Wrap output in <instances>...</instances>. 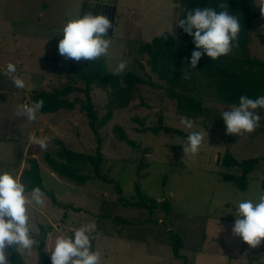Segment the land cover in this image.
I'll return each mask as SVG.
<instances>
[{"label":"rangeland","instance_id":"374dc122","mask_svg":"<svg viewBox=\"0 0 264 264\" xmlns=\"http://www.w3.org/2000/svg\"><path fill=\"white\" fill-rule=\"evenodd\" d=\"M4 1L0 2V21L5 15L10 26L4 23L0 28L14 30L20 36L19 51L12 52L7 63L16 66L13 75L21 78L25 86L15 87L11 78L0 73V172L19 177L30 158L38 159L45 188L54 192L63 206H55L48 196L43 205H28L32 237L39 236L41 227L51 226L60 234L70 236V231L94 223L95 251L101 255L100 264H183L173 256L172 233L183 239L182 254L189 264H264V241L252 248L232 234L238 203L254 200L258 191L264 190V164L251 176L245 191L221 181L218 166L219 158L227 149L238 160L264 159V135H230L225 128L207 131L197 123L188 129L178 116L169 113L165 119L167 126L188 135L190 132L205 134L199 152L195 156L185 154L181 146L186 139L180 135L141 132L157 124L162 99L160 90L146 88L143 101L137 100L128 109L115 111L112 120L101 129L102 152L108 159L106 170L111 168L108 180L95 179L85 186H77L58 178L44 163V152L56 149L55 139H59L74 151L94 153L97 143L87 118L76 109L54 115L37 112L36 120L28 121L25 116L17 115L18 109L31 104L36 88L51 90L66 84L70 66L85 62L65 60L58 52L59 40L63 38L60 30L67 20L83 16L85 3L108 5L112 0H10L9 11L7 0ZM23 21L27 26L20 25ZM177 22L178 10L173 0H119L114 33L107 37L111 39L109 52L102 56L109 71L113 72L121 61L127 62L123 72L136 70L133 57L125 56L126 51L138 43H150L161 33L175 35ZM251 50L254 56L264 60V46L257 40L252 41ZM137 73L144 74L141 70ZM107 99V92L95 87L93 100L101 114L105 113ZM116 126L138 148L120 141L114 131ZM32 134L53 139L42 149L30 142ZM143 197L160 205L169 201L173 209L170 219L161 210L148 211L131 205L141 202ZM128 217L132 223L117 220ZM117 233H121V238L113 236ZM147 246H150L149 254ZM8 249L5 254L12 264ZM18 251L25 264H43L35 246L30 255L24 249Z\"/></svg>","mask_w":264,"mask_h":264},{"label":"trees","instance_id":"16d2710c","mask_svg":"<svg viewBox=\"0 0 264 264\" xmlns=\"http://www.w3.org/2000/svg\"><path fill=\"white\" fill-rule=\"evenodd\" d=\"M173 1L177 6L178 21L184 18L188 10L208 7L219 12L223 10L219 7L220 4L228 5L227 10L238 18L241 26L238 46L230 54L215 61L205 54L196 68L191 69L189 61L192 52L196 50L193 37L177 26L175 35L165 33L150 43H138L134 49H128L126 55L133 57L136 70L113 75L105 59L100 57L93 62L72 64L68 81L62 86L51 90L36 88L31 95V104L38 100L44 101L39 114L54 115L61 111L79 109L87 118L97 143L95 152L88 153L74 151L59 139H55L56 149L46 150L43 155V161L52 174L77 186H85L95 179L108 180L111 168L106 170L108 159L102 152L101 129L112 120L115 111L126 110L137 100L143 101V91L146 88L160 90L162 99L157 124L141 132H151L154 135L162 132L176 133L185 139L188 134L165 124L167 114L172 113L180 119L187 117L207 131H212V128L226 129L222 113L230 111L234 105L238 106L240 96L255 99L264 95V60L254 56L251 50L253 40L264 46V16L260 11L262 0ZM137 70H141L144 76L137 73ZM184 70L187 79L182 78ZM95 87H100L108 94L104 114L100 113L93 100ZM256 113L260 116L259 127L249 134L264 135V109L258 108ZM114 131L120 141L134 149L138 148L120 126H116ZM262 163L264 164V159L260 157L238 160L227 149L218 160L219 179L232 184L237 190L245 191L249 187L251 176H254ZM19 179L26 186V191L39 187L45 196L52 199L55 206L63 207L56 194L45 188L38 159L28 160ZM262 187L264 189V179ZM136 188L142 197L137 184ZM143 198L141 202L136 201L131 205L148 211L161 210L165 218L170 219L173 209L169 201L165 200L160 205L156 200ZM117 220L128 224L121 218ZM52 231L51 226L41 227L39 236L32 237L37 241L35 249L43 264H51L48 243L49 233ZM170 246L176 259L182 260L183 264H189L187 257L182 254V238L172 233ZM8 250L12 264H25L17 249L9 247Z\"/></svg>","mask_w":264,"mask_h":264},{"label":"clouds","instance_id":"9594fccd","mask_svg":"<svg viewBox=\"0 0 264 264\" xmlns=\"http://www.w3.org/2000/svg\"><path fill=\"white\" fill-rule=\"evenodd\" d=\"M219 7L223 10L217 12L208 7L188 10L184 18L177 22V26L184 33L193 37L196 50L192 52L189 61L191 69L196 68L205 54L215 61L230 54L238 46L240 22L229 13L228 5L220 4ZM260 11L264 16V0ZM112 27L110 20L103 14L94 15L89 11L83 16H72L60 30L63 38L59 40L58 52L65 60L96 61L109 52L111 39L107 38V33ZM126 66L127 62L121 61L115 67L113 75L122 73ZM15 72L16 66L9 63L4 74L12 79L15 87L22 89L25 83L13 75ZM182 78H188L186 70ZM43 105V100L21 105L17 115L34 121ZM258 108L264 109V95L255 99L240 96L238 106L234 105L230 111L222 113L226 133L242 136L254 132L260 122V116L256 113ZM180 123L188 129L193 128V121L187 117H182ZM204 135L201 132H190L182 145L184 153L195 156L204 141ZM51 139L53 138L48 136L39 138L35 134L29 136L30 142L42 149L47 148ZM44 201L45 193L39 187L33 188L30 195L26 194V186L19 177H14L9 172H0V264H9L5 254L6 247L24 249L31 254L37 241L31 235L28 205H43ZM234 215L236 219L232 227L233 236L240 237L252 248L260 246L264 241V190L258 191L254 200L239 202ZM95 228L94 223H89L76 229L72 236H56L54 247L50 251L51 264H100V253L92 250Z\"/></svg>","mask_w":264,"mask_h":264},{"label":"crops","instance_id":"0c3cea01","mask_svg":"<svg viewBox=\"0 0 264 264\" xmlns=\"http://www.w3.org/2000/svg\"><path fill=\"white\" fill-rule=\"evenodd\" d=\"M4 0H0V2H3ZM118 1L119 0H112L111 2L112 3H110V4H108V5H104V4H102V3H93L92 2V4H88V3H85L84 4V13H83V15L84 14H86L87 12H89V11H92L93 12V14L94 15H97V14H103V15H105V16H107V18L110 20V22L112 23V25H113V27L112 28H110L109 30H108V33H107V37H112L113 36V33H114V24H115V19H116V16H117V3H118ZM9 2L11 3V1L10 0H7V7H6V9H7V11H9L10 10V4H9ZM4 5H5V1H4ZM3 6V5H2ZM3 8H4V6H3ZM4 10H5V8H4ZM43 14H44V10H42L41 11V14H40V16L42 17L43 16ZM5 18H8L7 16H2V24H1V21H0V26L1 25H4V23H7L8 24V26H10L9 25V22L8 21H6V19ZM24 19H26V17H24ZM20 21V20H19ZM27 22L26 21H23V23L21 22L20 23V25L22 26H27ZM12 36V37H11ZM20 37V36H19ZM19 37L17 36V32L16 31H14V30H7V28L6 27H4V28H0V73L2 72L3 73V75H5L4 73H5V71H6V69H7V64H9V63H7V58L8 57H10L11 55H12V52H17V51H19V49H18V47H19V45H20V39H19ZM9 38H11V40L12 41H10V39ZM14 44V45H13ZM127 52V51H126ZM126 52H125V54H126ZM124 54V55H125ZM125 56H127V55H125ZM106 61V60H105ZM85 62H87V61H85ZM84 63V62H83ZM107 63V62H106ZM17 64H19L20 65V61L18 60L17 61ZM1 75L2 74H0V79H1ZM6 76V75H5ZM7 78H10L9 76H6ZM24 167V166H23ZM23 167L21 168V171H22V169H23ZM21 171H20V174H21ZM19 178H20V176H19ZM102 205H100V207H101ZM79 210H83L82 208H78ZM87 210L88 209H86V212H87ZM100 212H102V211H100ZM100 214V213H99ZM104 214V213H103ZM102 215V214H101ZM99 216V215H98ZM123 220H125V221H127L128 222V224L129 223H132V221H131V219H129V217L128 218H126V219H123ZM147 225L149 224L148 222H145ZM55 226V225H54ZM58 235H60V232L58 231V230H56L55 228H53V231H52V233H51V238L49 239V243H48V251L50 252L52 249H53V247H54V240H55V238H56V236H58ZM72 235H74V231H70V236H72ZM109 235H111V234H109ZM108 235V236H109ZM113 236H115V237H117V238H121V233H117V234H115V235H113ZM95 243H96V239L94 238L93 240H92V250L93 251H95V248H96V245H95ZM149 247L150 246H147V254H149ZM196 257V256H195ZM25 262V261H24Z\"/></svg>","mask_w":264,"mask_h":264}]
</instances>
